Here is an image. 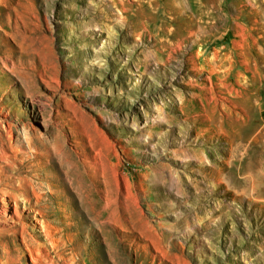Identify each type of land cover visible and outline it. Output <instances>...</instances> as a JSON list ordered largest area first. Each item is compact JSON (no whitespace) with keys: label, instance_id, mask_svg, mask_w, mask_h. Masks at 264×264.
<instances>
[{"label":"rangeland","instance_id":"374dc122","mask_svg":"<svg viewBox=\"0 0 264 264\" xmlns=\"http://www.w3.org/2000/svg\"><path fill=\"white\" fill-rule=\"evenodd\" d=\"M130 2L0 0V145L58 227L24 218L0 264H264V198L239 173H264V3Z\"/></svg>","mask_w":264,"mask_h":264},{"label":"bare ground","instance_id":"6f19581e","mask_svg":"<svg viewBox=\"0 0 264 264\" xmlns=\"http://www.w3.org/2000/svg\"><path fill=\"white\" fill-rule=\"evenodd\" d=\"M128 3L126 6H124L122 8V12L124 11H128L129 9H131L130 7H132V5H134L132 2H130V0H127ZM188 1V0H187ZM199 3H202V0H196ZM256 2V5L262 1L264 3V0H253ZM114 3H116L118 5V0H114ZM131 4V5H130ZM130 5V6H129ZM135 8H147L152 10V14L154 15H159L160 13V8H155L154 4L150 2V0H136V4L134 6ZM210 9V8H209ZM164 16V14H163ZM196 18L198 19V21H194L196 20ZM189 21H194L192 22V24H196L197 26H200V24L204 25V24H210L213 21V17L211 15H208L207 17L204 15L203 12H201V8H197L195 13L189 12V17H188ZM202 25L199 29V31L194 32V31H186L184 36H192V37H197V41H204L203 35H202ZM143 32H141L140 34H142ZM150 37H152V35L150 34ZM158 43H160L163 48L162 50L167 52V47H173V42L172 40H170L167 35L161 39H158ZM164 43L166 45H164ZM168 43V44H167ZM174 47H176V49L180 48L182 49L183 44L182 42H179L178 45H175ZM175 49V48H174ZM217 49V47H216ZM199 52H197L196 54H198ZM195 54V55H196ZM201 55V52H200ZM199 55V56H200ZM172 56V49L169 50L166 55H165V59H169ZM191 60H193L192 65L194 66L193 69L196 68L197 64H198V58L196 56H192ZM206 80L209 79V75H206L205 78ZM4 131L6 133V135H9L10 137L13 136V127L11 125H3L0 127V144L1 143H5L7 140L4 139L3 136V132ZM251 150H252V144L251 143H247L246 147L244 148V150L242 151V154L245 155L248 159V162L252 159V154H251ZM22 153L25 155L24 150L22 151ZM192 162V161H189ZM22 164V161H21ZM9 167H18L19 168V164L15 163V165L12 164V160L10 157V154L8 153L7 149L3 146L0 145V221L3 220V216L8 213V209L14 207V213L11 218L12 219V224L10 225L9 223L7 225L9 226H4L3 228H0V237L3 236L4 233H20L23 237L24 241H27V238L25 236L24 233V225H22L21 220L23 221L24 218H30V219H34L36 223L39 222V224H41L43 231L45 232V235L50 238L52 236V234L54 232H56V229H58V227L52 225L50 223V221L48 219L42 218V219H37V215H35L34 213L36 212L39 213L42 217L47 216L48 215V209L47 206L43 205L46 203H42L43 201V197L42 194L40 192V190H37L35 187L30 186V183L28 181L27 178L24 177H19L21 180V184L16 185L15 183H11L12 182V175L9 173ZM240 174H243L244 176L240 177V179H246L249 180L253 183V192H252V197L256 198V197H263L264 198V189H262L261 184L264 182V173L259 174L257 171H255V168H240L239 171ZM260 175V176H259ZM259 176V177H258ZM5 180H9L8 182H5ZM49 187V186H48ZM21 196H23L22 200L24 201V205L22 207L21 204ZM28 213H32L35 216L31 217L30 214ZM34 212V213H33ZM25 213V216H23ZM74 215L76 216L77 214L74 213ZM23 216V217H22ZM72 217H74L71 214ZM19 218V220H16L14 218ZM4 222H10V221H4ZM19 225H21V227H19ZM53 228H55L53 230ZM52 245V249L54 250L55 248H57V244L55 241H49ZM38 250V254L40 256H44L43 258H46V254L44 249H41L39 247H37ZM45 249L48 251H50L49 247L45 244ZM35 260H38V258H35ZM49 264H55L54 260L52 259H48ZM60 260H61V255H60Z\"/></svg>","mask_w":264,"mask_h":264}]
</instances>
